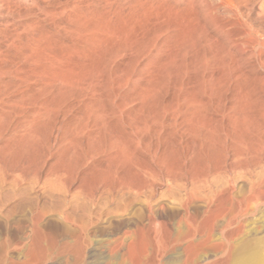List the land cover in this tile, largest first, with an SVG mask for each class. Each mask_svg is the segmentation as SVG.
I'll list each match as a JSON object with an SVG mask.
<instances>
[{
	"label": "rangeland",
	"instance_id": "374dc122",
	"mask_svg": "<svg viewBox=\"0 0 264 264\" xmlns=\"http://www.w3.org/2000/svg\"><path fill=\"white\" fill-rule=\"evenodd\" d=\"M47 1L33 6L31 0H14L22 6L16 8L19 13L0 9V264H181L171 260L181 257L177 249L159 256L152 242L155 225L148 224L142 206H152L150 216L155 223L160 222L156 213L165 205L168 214L182 212L179 203L168 197L174 190L180 191L184 181L189 183L199 167L211 170L223 158L226 145H236L238 135L230 125L231 115L246 107L244 114L252 115L247 118L251 123L264 110V0H61L59 18L56 0ZM104 35L111 39L105 40ZM252 37L255 44L250 42ZM100 41L104 45H98ZM38 49L43 51L29 55ZM34 60L38 65L32 64ZM48 67L51 69L46 71ZM16 78L20 80L15 83ZM46 80L50 88L45 92ZM192 100L200 107L199 116L204 115L197 122L200 119L199 124L202 121L205 126L201 124L199 133V125L197 132L206 141L197 132L182 134L185 125L178 119L182 122L190 114L191 108L183 105L187 101L192 105ZM253 131L242 132L246 145L253 143L252 136L257 135ZM232 133L236 134L234 141ZM197 135L208 145L195 138ZM206 135L215 136L211 146ZM123 147L134 156L128 157ZM174 158V169L168 168ZM160 170L174 174L167 176ZM191 170L193 175H188ZM135 179L146 181L133 184ZM150 190H156L152 191L156 195L150 196ZM134 192L136 196H131ZM116 206L120 211L110 213ZM125 207L130 208L125 212ZM261 209L264 211L261 207L248 223L256 227L259 242L263 240L258 248L264 255ZM146 250L149 257H140Z\"/></svg>",
	"mask_w": 264,
	"mask_h": 264
},
{
	"label": "bare ground",
	"instance_id": "6f19581e",
	"mask_svg": "<svg viewBox=\"0 0 264 264\" xmlns=\"http://www.w3.org/2000/svg\"><path fill=\"white\" fill-rule=\"evenodd\" d=\"M14 0H0V9L1 8H3V7H7L8 8V10H11V11H13V10H16V8H18V7H22L20 4H18V3H16V2H13ZM16 1H18V0H16ZM46 1L47 0H31V2H32V4H33V6L35 5V3L36 2H42L43 4L44 3H46ZM55 1V0H54ZM112 1V0H111ZM262 1V0H261ZM48 2V1H47ZM50 2V1H49ZM20 3V2H19ZM51 3V2H50ZM31 4V5H32ZM51 4H53V2L51 3ZM50 4V5H51ZM54 4H56V9H57V12H55V14L57 15V17L59 18L60 16H61V14H62V12L60 11V7H61V5H63L62 4V2H61V0H56V3H54ZM224 4V3H223ZM47 5V4H46ZM74 6V5H73ZM78 5H76V7H77ZM23 7H25V6H23ZM64 7V6H63ZM75 7V6H74ZM79 7V6H78ZM30 8V7H29ZM33 8V7H32ZM73 8V7H72ZM74 9H77V8H74ZM19 10V9H18ZM50 10V9H49ZM17 11V10H16ZM15 11V12H16ZM19 11H21V9L19 10ZM27 11V9H25V11H24V13H27L26 12ZM54 11V10H53ZM18 12V11H17ZM29 12V11H28ZM33 12H35V11H33ZM14 13V12H13ZM19 13V12H18ZM17 13V14H18ZM23 13V12H22ZM32 13V12H31ZM30 13V14H31ZM36 13V12H35ZM54 13V12H53ZM29 14V15H30ZM46 14V13H45ZM52 14V13H51ZM107 14V13H106ZM19 15H21V13L19 14ZM27 15V14H26ZM32 15V14H31ZM43 15V14H42ZM110 15V14H109ZM36 16V15H35ZM44 16V15H43ZM50 17V16H49ZM48 17V18H49ZM51 17H52V15H51ZM56 17V18H57ZM55 18V17H54ZM57 18V19H58ZM63 18V17H62ZM50 19V18H49ZM53 19V18H52ZM56 19V20H57ZM178 19V18H177ZM45 20V19H44ZM74 20V19H73ZM195 20V19H194ZM55 21V20H54ZM59 21V20H58ZM70 21V20H69ZM157 21V20H156ZM178 21V20H177ZM47 22V21H46ZM56 22V21H55ZM159 22V21H158ZM41 23V22H40ZM39 23V24H40ZM58 23V22H57ZM61 23V22H60ZM190 23V22H189ZM193 23V22H192ZM38 24V25H39ZM51 25H52V23H50ZM56 25V24H55ZM54 25V26H55ZM58 25V24H57ZM53 26V25H52ZM59 26H61V25H59ZM58 26V27H59ZM63 26V25H62ZM35 27V26H34ZM51 28V27H50ZM66 28V27H65ZM65 28H63V30H65ZM95 28V27H94ZM106 28V27H105ZM187 28V27H186ZM33 29V28H32ZM61 29H62V27H61ZM61 29H59V32L60 31H62ZM126 29V28H125ZM30 30V29H29ZM46 30V29H45ZM90 30V29H89ZM107 30H108V28H107ZM118 30V29H117ZM121 30V29H120ZM127 30V29H126ZM125 30V31H126ZM36 31H37V28H36ZM109 31V30H108ZM30 32L33 34V31H31L30 30ZM47 32V31H46ZM94 32H96V31H94ZM110 32V31H109ZM41 34H43V32H40ZM40 33H39V35H40ZM48 33H50V32H48ZM120 33H122V31H120ZM125 33V32H124ZM130 33V32H129ZM128 33V34H129ZM27 34H29L28 32H27ZM58 34V33H57ZM68 34V33H67ZM106 34H107V31H106ZM105 34V35H106ZM108 34H110V33H108ZM112 34V33H111ZM110 34V35H111ZM118 34V33H117ZM123 34V33H122ZM126 34H127V32H126ZM39 35H37V36H39ZM51 35V34H50ZM59 35V34H58ZM71 35V34H70ZM101 34L99 33V36H100ZM104 35V37H102V38H104L105 40L107 39L106 37H108V36H105ZM113 35V34H112ZM135 35V34H134ZM183 35V34H182ZM31 36H33V35H31ZM57 36V35H56ZM96 36V35H95ZM99 36L97 35V37L99 38ZM102 36H103V33H102ZM122 36V35H121ZM123 36H124V34H123ZM127 36V35H126ZM125 36V37H126ZM41 37H43V36H41ZM44 37H45V35H44ZM50 37V36H49ZM80 37V36H79ZM88 37V36H87ZM97 37H96V39H94V40H98L97 39ZM127 37H129V35L127 36ZM101 38V40H103ZM253 38V37H252ZM32 39V38H31ZM30 39V40H31ZM34 39V38H33ZM37 39H39L38 37H37ZM45 39V38H44ZM44 39H42V40H44ZM111 39V37H109V39H107V40H110ZM250 39V38H249ZM46 40V39H45ZM99 40H100V38H99ZM252 40H254L253 41V43L256 41V39L255 38H253V39H251V41L250 42H252ZM32 41V40H31ZM48 41V40H47ZM246 41V40H245ZM37 42H38V40H37ZM45 42V41H44ZM43 42V43H44ZM218 42V41H217ZM41 43V42H40ZM46 43V42H45ZM44 43V44H45ZM96 43V42H95ZM100 43H102L101 41L98 43L97 42V44L98 45H101ZM103 43H105V42H103ZM102 43V45H104ZM109 43V42H108ZM36 44V43H35ZM252 44V43H251ZM255 44V43H254ZM31 46V45H30ZM30 46L28 47V48H30ZM36 46H38V45H36ZM35 47V46H34ZM39 47V49L41 48L40 46H38ZM175 47V46H174ZM43 48H45V46L43 47ZM47 48H48V46H47ZM47 48L46 49H44V50H47ZM39 49L38 50H34L33 52H30L29 53V55L30 54H33L35 51H38V52H40L39 51ZM248 49V48H247ZM30 50V49H29ZM96 50V49H95ZM43 51V50H42ZM41 51V52H42ZM94 51V50H93ZM37 52V53H38ZM173 52V51H172ZM39 54H42V55H44L43 53H39ZM39 54H38V56H39ZM45 54H49L48 52L47 53H45ZM26 55H28V53H26L25 54V56ZM28 55V56H29ZM51 55V54H50ZM33 56V55H32ZM41 56V55H40ZM43 57V56H42ZM48 57V56H47ZM53 57H56V56H53ZM52 57V58H53ZM171 57V56H170ZM247 57H249V55L247 56ZM35 58L37 59V57L35 56ZM43 58H45V57H43ZM237 58V57H236ZM244 58V57H243ZM24 59H26L25 57H24ZM34 59V58H33ZM46 59V58H45ZM55 59H57V58H55ZM234 59V58H233ZM38 60V59H37ZM40 60H42V59H39V62H37V63H40L41 61ZM60 61H61V58L59 59ZM35 61V62H34ZM33 61V63L32 64H36V60H34ZM44 61V60H43ZM48 61V60H47ZM56 61V60H55ZM231 61H232V59H231ZM31 62V61H30ZM51 62L53 63V61L51 60ZM51 62H49L50 64H51ZM59 62V61H58ZM23 63V62H22ZM28 63V62H27ZM46 63V62H45ZM61 63H63V62H61ZM60 63V64H61ZM47 64L48 63H46V66H47ZM50 64H49V66H50ZM59 64V66L61 67V65ZM25 65V64H24ZM27 65V64H26ZM36 65H38V64H36ZM45 65V64H44ZM8 66V65H7ZM22 66V65H21ZM51 66H52V64H51ZM50 66V67H51ZM55 66H56V64H55ZM54 65H53V67H55ZM57 66H58V64H57ZM58 66V67H59ZM234 66V65H233ZM34 67H37V66H34ZM38 67H41L40 65L38 66ZM239 67V66H238ZM23 68H25V66H23ZM22 68V69H23ZM46 68V67H45ZM52 68V67H51ZM51 68H47V70L46 71H48L49 69H51ZM57 68V67H56ZM240 68V67H239ZM41 69V68H40ZM55 69V68H54ZM53 69V70H54ZM59 69V68H58ZM28 70H29V68H28ZM28 70H26V71H28ZM31 70V69H30ZM24 71H25V69H24ZM38 72L39 71H42V70H37ZM36 71V72H37ZM31 72V71H30ZM3 73V72H2ZM33 73H34V71H33ZM242 73V72H241ZM37 74H39V73H37ZM41 74V73H40ZM45 74H46V72H45ZM59 74H61V73H59ZM65 74V73H64ZM58 75V74H57ZM57 75H55V76H57ZM1 76H3V74L1 75ZM60 76H62V75H60ZM66 76V75H65ZM68 76V75H67ZM66 76V77H67ZM57 77H59V75L57 76ZM15 78V77H14ZM61 78V77H60ZM69 78V77H68ZM70 78H72V77H70ZM54 79V78H53ZM59 78H57V79H55V80H58ZM245 79V78H244ZM12 80H14V79H12ZM20 80V79H19ZM19 80H17V78L15 79V83H16V81L18 82ZM60 80V79H59ZM64 80H66V79H64ZM71 80V79H70ZM50 82H51V80H49ZM10 82H11V80H10ZM14 82V81H13ZM21 82V81H20ZM46 82V87H45V85H44V87L45 88H47V80L45 81ZM56 82H58V81H56ZM62 82H63V79H62ZM61 82V83H62ZM67 82V81H66ZM66 82H65V84H66ZM72 82V81H71ZM73 82H74V80H73ZM42 83V82H41ZM60 83V82H59ZM60 83V84H61ZM69 83V82H68ZM67 83V86L69 85ZM39 84H40V82H39ZM53 84H54V81H53ZM60 84H58L57 83V86L59 85L60 86ZM64 84V83H63ZM62 84V85H63ZM13 85H15V84H13L12 83V87H14ZM51 85V87H52V84H50ZM56 85V84H55ZM61 85V86H62ZM54 86V85H53ZM60 86V87H61ZM65 86V85H64ZM64 86H62V87H64ZM39 87V86H38ZM37 87V88H38ZM55 87V86H54ZM61 87V88H62ZM66 87V86H65ZM43 88V87H42ZM42 88L40 89H38V92H39V90L41 91L42 90ZM45 88H43V89H45ZM48 88H50V86L48 87ZM48 88L47 89H45V92H46V90H48ZM263 88V87H262ZM261 88V89H262ZM245 89V88H244ZM246 89H247V91H248V88L246 87ZM35 90H36V88H35ZM240 90V89H239ZM1 91V90H0ZM259 91L261 92V90H260V88H259ZM38 92H36V93H38ZM241 92H243V89H242V91ZM40 93V92H39ZM44 93V92H43ZM238 93V92H237ZM236 93V94H237ZM249 93V92H248ZM2 94V93H1ZM42 94V93H41ZM246 94H247V92H246ZM250 94V93H249ZM261 94H262V92H261ZM238 95V94H237ZM239 95H240V93H239ZM236 96V97H241V96ZM32 96V95H31ZM243 96H248V95H245V93H244V95ZM243 96H242V99H244L243 98ZM258 97H259V95H258ZM262 97V96H261ZM264 97V96H263ZM1 98V97H0ZM207 98V97H206ZM6 99V98H5ZM236 99V98H235ZM246 99L247 100H250V99H248L247 97H246ZM246 99H244V100H246ZM238 100L239 99H237V102H238ZM1 101V100H0ZM3 101V100H2ZM191 101V100H190ZM190 101H187L188 103L190 102ZM194 101H196V99H194ZM193 100H192V105L190 106L189 104H187V102L185 103V104H187V106L184 104L183 106H185V108L186 107H189V108H191V112H189L190 114L188 115V112L185 110V108L183 107V113H184V111H186V113L184 114V115H188V116H184L183 114H182V116H184V118L182 117V122H181V118L180 119H178V120H180V122H179V124H181V123H184V127L182 128L181 126L182 125H179L182 129V134L184 135V134H188V135H190V136H192V135H196V132H197V130H198V126L200 125V127H201V129H200V127H199V129H200V131H198L199 133L201 132V130H202V127L203 126H205L204 124H202V121H201V124L203 125V126H201V124H199L200 123V119H199V123L197 122V119L199 118V117H201V116H204V115H201V116H199V110H200V107L196 104V103H193L194 102ZM243 101V100H242ZM241 101V102H242ZM197 102V101H196ZM249 102V101H248ZM203 103V102H202ZM239 103V102H238ZM243 103V102H242ZM250 103H253V102H251L250 101ZM248 104V103H247ZM257 104V103H256ZM255 103H254V105H256ZM201 105V104H200ZM234 105V104H233ZM243 105V104H242ZM250 105V104H249ZM252 105V104H251ZM202 106H203V108L201 109V110H203L202 112L203 113H205L204 111V104H202ZM201 106V107H202ZM235 106V105H234ZM233 106V107H234ZM245 106H248V105H245ZM253 106V105H252ZM16 107V106H15ZM251 107V106H250ZM174 108V107H173ZM189 108H186V109H189ZM245 108L246 107H244V110H245ZM248 108V107H247ZM262 107H260V109H261ZM249 109V108H248ZM251 109V108H250ZM262 109H264V108H262ZM261 109V110H262ZM2 110V109H1ZM231 110V109H230ZM238 110H240V109H238ZM244 110L241 108V111H239L240 113H238V111H237V113L235 112V114H233L232 113V111L230 112V113H232L233 115H231V118H230V120H231V123H230V125H232V127L234 128V130H235V132H236V134L238 135L237 137L238 138H236V140L237 141H234V139L235 138H233L234 137V135H236V134H231V136L232 137H230V138H233V141H234V143L236 144V145H233L230 141V143L232 144V145H226V148H225V151H224V155L222 156L221 155V157H223V158H221V159H218V160H216L215 161V163H214V165H213V167H212V169L211 170H207L206 171V169L204 168V171H201V167H199L200 168V170L198 171V170H196V171H198V172H195L196 174H192L193 172H192V170H191V172H189V174L188 175H190V174H192L191 176L192 177H190L191 179L189 180V183L187 182L186 183V181H184L183 179V181L185 182V184L182 186V189L179 191L178 189H176V191L174 190L173 192H172V190H173V188H172V190H170V192H172V194L170 193V192H168V193H165V194H168L169 195V193L171 194V196L170 197H168L169 199H173L174 201H176V202H178L179 203V205H180V208H181V210H182V212H179V213H175V214H168L167 212H165V206H163V204H165V203H163V204H161L163 207H161V211H159V212H157L156 214V217L158 218V219H160V222L159 223H155V218H154V220H151V216H150V214H152V206L150 207L149 205H147V206H142V208H144V211H145V214H146V218L145 219H147L148 220V224H154L155 226H154V229L152 228L151 230H153V232H154V234H153V241L152 242H154L155 244H156V246H157V252L160 254L159 256H161V257H163L164 256V254L167 252V251H170V250H179L181 253H182V255H181V257L178 255H176V253H174L176 256L175 257H172L171 255V260H173V262L174 261H176V262H180L181 264H230L231 262H233L234 261V264H258L259 262H260V259L261 260H263L264 259V255H261V253H260V244L263 242V240L261 241V243L259 242L260 240L257 238V234H256V231H257V229H256V227L255 228H252L251 226H249L250 224L248 223V218L250 217V216H252L253 217V214L256 212L257 213V211H259V209L261 208V207H264V110L263 111H261L260 112V114L259 115H256L255 116V119L253 120L252 118V120H251V123H249L250 122V120H248L247 118H250V117H248V115H245L244 114ZM258 110H259V108H258ZM44 111H47V110H44ZM177 111V110H176ZM181 111H182V109H181ZM234 111H236V110H234ZM233 111V112H234ZM254 111V110H253ZM201 112V111H200ZM209 112V111H208ZM3 113V112H2ZM178 114H180L179 113V111L177 112ZM202 113V114H203ZM218 113V112H217ZM256 113V112H255ZM176 114V113H175ZM175 114L173 115L174 117H175ZM257 114V113H256ZM177 115V114H176ZM222 115H224V114H222ZM228 115H230L229 113H228ZM249 115H250V112H249ZM173 116H172V118H173ZM178 116V115H177ZM181 116V115H180ZM205 117H208V116H205ZM205 117H203L204 118V120H205ZM220 117H221V115H220ZM254 117V116H253ZM176 118V117H175ZM203 118L201 119V120H203ZM222 118V117H221ZM224 118V117H223ZM37 119V118H36ZM107 119V118H106ZM174 119V118H173ZM208 119V118H207ZM206 119V120H207ZM227 119V118H226ZM0 120H3V119H0ZM35 120V119H34ZM34 120H32V123H33V121ZM163 120V119H162ZM175 120V119H174ZM205 120V121H206ZM209 120H211V119H209ZM228 121H229V119H227ZM173 121V120H172ZM208 121V120H207ZM212 121V120H211ZM214 121V120H213ZM247 121H249V122H247ZM154 122V121H153ZM159 122V121H158ZM169 122H171L170 120H169ZM167 123L168 124V126H169V124L170 123ZM177 119L173 122L174 124H177ZM34 123H35V121H34ZM33 123V124H34ZM160 123V122H159ZM197 123H198V125H197ZM203 123H204V121H203ZM224 123V122H223ZM228 123V122H227ZM2 124V123H1ZM30 124V127H32V126H34L33 124H31V122L29 123ZM171 124H172V122H171ZM32 125V126H31ZM36 125V124H35ZM178 125V124H177ZM207 125V124H206ZM222 125V124H221ZM164 126H167V125H164ZM173 126V125H172ZM178 126V128H180ZM210 126V125H209ZM229 126V124L227 125V127ZM36 126H34L33 127V129L35 128ZM231 127V128H232ZM171 128V127H170ZM169 128V129H170ZM175 128L176 127H174V131H175ZM204 128H206L207 129V127H204ZM210 128V127H209ZM216 128V127H215ZM214 128V129H215ZM33 129H31L32 130V132H34L33 134H35L36 132L35 131H33ZM36 129V128H35ZM34 129V130H35ZM159 129V128H158ZM173 129V128H172ZM171 129V130H172ZM242 129V130H241ZM29 130V129H28ZM178 130V129H177ZM209 130V129H208ZM211 130V129H210ZM245 130L246 131H248V130H251V131H255L256 133H254V131H253V133L254 134H257L256 136H252V137H255L254 138V140H253V143H251V146H250V144L249 145H246L245 143V140H243V138H245L246 137V135H245V137H242V132L244 131L245 132ZM173 131V130H172ZM207 131V130H206ZM205 130H204V133L206 132ZM212 131H213V129H212ZM197 132V133H198ZM203 132V131H202ZM208 132V131H207ZM244 132H243V135H244ZM29 133H31V131H29ZM73 133V132H72ZM172 133H174V132H172ZM171 133V134H172ZM198 133V135H201V134H199ZM227 133V132H226ZM246 133V132H245ZM249 133H251V132H249ZM252 133V134H253ZM32 133L29 135V136H31V135H33ZM179 134V133H178ZM207 134H209V133H207ZM230 134V133H229ZM248 134V133H247ZM251 134V135H252ZM36 135V134H35ZM117 135V134H116ZM120 135V134H119ZM173 135H175V134H173ZM187 135V136H188ZM197 135V136H198ZM203 135V134H202ZM201 135V136H202ZM205 135V134H204ZM224 135H226V134H224ZM28 136V137H29ZM178 136V135H177ZM189 136V137H190ZM200 136V137H201ZM210 136V135H209ZM209 136H207L206 135V137L205 138H208ZM218 136V135H217ZM230 136V135H229ZM33 137V136H32ZM31 137V138H32ZM72 137V136H71ZM183 137V136H182ZM181 137V138H182ZM199 136L198 137H196L195 136V138H199V140L201 139ZM215 136H213V138H214ZM227 137V136H226ZM249 137H251L250 136V134H249ZM30 138V137H29ZM28 138V139H29ZM74 138V137H73ZM185 139H186V137H184ZM183 138V139H184ZM213 138L211 137V138H208L207 140L210 142V146L213 144ZM230 138H229V140H230ZM168 139V138H167ZM179 139V138H178ZM189 138H187V140H185V141H187V142H189V140H188ZM192 139V138H191ZM190 139V140H191ZM194 139V138H193ZM192 139V140H193ZM202 139H203V136H202ZM223 139H225V140H227V138H223ZM247 139V138H246ZM121 140V139H120ZM192 140H191V142H192ZM198 140V139H197ZM205 139H203V141H204ZM217 140V139H216ZM26 141H27V139H26ZM25 141V144L27 143ZM29 141V140H28ZM73 141V140H72ZM182 142V140L180 139L179 140V142ZM201 141V140H200ZM206 141V140H205ZM232 141V140H231ZM30 142V141H29ZM119 142V141H118ZM121 142H124V140H121ZM196 140H195V143L194 144H196ZM202 142V141H201ZM223 142H225V141H223ZM250 142H252V141H250ZM34 143V142H33ZM125 144H126V142H124ZM190 143V142H189ZM199 143V142H198ZM202 143H204V145H208V144H205V142H202ZM227 143V142H226ZM23 144H24V142H23ZM177 144V143H176ZM228 144V143H227ZM28 145H29V143H28ZM119 145V144H118ZM121 146H122V144H120ZM215 145V144H214ZM218 145V144H217ZM222 145V144H221ZM225 145V144H224ZM123 146H125V145H123ZM192 146V145H191ZM194 146V145H193ZM203 145H201V147H202ZM120 147V146H119ZM128 147V146H127ZM157 147V146H156ZM169 147V146H168ZM207 147H209V146H207ZM225 147V146H224ZM123 148H125L126 149V147H123ZM193 148H195V146L193 147ZM220 148H222V146L220 147ZM117 149V147L114 149L115 151H117V153H118V149ZM121 151H122V149L121 148H119ZM190 149V148H189ZM224 149V148H223ZM130 150V149H129ZM176 150V149H175ZM207 150V149H206ZM220 150V149H219ZM218 150V151H219ZM165 151V150H164ZM182 151V150H181ZM125 152L128 154L129 152H127V149L125 150ZM176 152V151H175ZM189 153H190V151H189ZM220 153V152H219ZM195 154V153H194ZM216 154H217V152H216ZM222 154V153H221ZM129 156L128 157H130V156H132L133 154H128ZM192 155V154H191ZM119 156H120V153H119ZM124 156V155H123ZM127 156V155H126ZM134 156V155H133ZM136 156V155H135ZM163 156V155H162ZM210 156V155H209ZM218 156H219V154L217 155V158H218ZM176 157V156H175ZM132 158V157H131ZM118 159V158H117ZM119 159H121L122 160V158L121 157H119ZM124 159V158H123ZM154 159V158H153ZM213 159H216L215 157L213 158ZM125 160V159H124ZM131 160V159H130ZM166 160V159H165ZM175 160H177V158L175 159H171L170 160V163H168L167 161H169L168 159H167V163H168V166H167V164H166V166L169 168V165H170V167H172L173 165H171L172 163H171V161L172 162H174L175 163ZM198 161V160H197ZM200 161H201V159H200ZM120 162V161H119ZM196 162V161H195ZM192 163V162H191ZM198 163V162H197ZM197 163H195L196 165H197ZM132 164V163H131ZM176 164H179V163H177V161H176ZM194 164V163H193ZM209 164V163H208ZM195 165V166H196ZM201 165H204V162H203V164H201ZM205 165H207V164H205ZM205 165H204V167H205ZM144 166V168H143V170L145 169V165H143ZM175 166V165H174ZM174 166L172 167L173 169H174ZM180 166V165H179ZM193 166V165H192ZM209 166V165H208ZM207 166V167H208ZM257 166H259L258 168L259 169H257L255 172H253V171H251L250 172V169H252L253 167H257ZM142 167V166H141ZM166 167V170H168V168ZM197 167V168H198ZM179 169V172H180V167H178ZM146 169H148V167H146ZM154 169V168H153ZM176 169V168H175ZM182 169V168H181ZM162 170V169H161ZM159 171V172H162V171ZM177 170V171H178ZM128 171V170H127ZM147 171V170H146ZM154 171H156L157 172V170L156 169H154ZM165 171V170H164ZM171 171L172 170H170V174L169 175H171V174H174V173H171ZM167 172H169V171H167ZM173 172H176V171H174L173 170ZM95 173V172H94ZM164 172H162V174H163ZM166 173V172H165ZM164 173V174H165ZM184 173V172H183ZM188 173V172H187ZM248 173H249V175H248ZM158 174H160V173H157V175ZM161 174V175H162ZM167 174V173H166ZM177 174V173H176ZM175 174V175H176ZM168 174H167V176H169ZM184 175H185V173H184ZM174 176V175H173ZM177 177L178 176H180V174H177L176 175ZM182 176H183V174H182ZM157 177V176H156ZM170 177H172V176H170ZM170 177H168V179L170 180ZM175 177V176H174ZM173 177V178H174ZM185 177V176H184ZM184 177H182V178H184ZM164 178V177H163ZM162 178V179H163ZM167 178V177H166ZM180 178H181V176H180ZM155 179V178H154ZM179 179V178H178ZM184 179H186V178H184ZM129 180V179H128ZM156 180V179H155ZM146 181V180H145ZM145 181L143 180V183H145ZM147 181H148V179H147ZM153 181V180H152ZM164 181V180H163ZM172 181V180H171ZM124 182H126V181H124ZM130 182V181H129ZM137 182L138 183H140L141 181H138L137 180ZM137 182H136V179H135V182L133 183V184H137ZM174 182H175V180H174ZM128 183V182H127ZM142 182L140 183L141 185L143 184ZM153 183V185L151 184V182H149V184H151L153 187L156 185H154V182H152ZM156 183V182H155ZM168 183V182H167ZM130 184V183H129ZM140 184H138V185H140ZM169 185H170V183H168ZM167 184V185H168ZM174 184V183H173ZM179 184V183H178ZM108 185V184H107ZM146 185H147V187L149 186L148 184H147V182H146ZM145 185V186H146ZM157 185H159V184H157ZM160 185H161V183H160ZM172 185V184H171ZM180 186H181V184H179ZM109 186V185H108ZM111 186V185H110ZM110 186H109V188H108V191H111V188H110ZM127 186H129V185H127ZM135 186V185H134ZM162 186V185H161ZM173 186V185H172ZM136 187V186H135ZM141 187V186H140ZM143 187H144V185L141 187L142 188V190H143ZM151 187V186H150ZM138 188H139V186H138ZM137 188V191L138 190H140L141 188H139L138 189ZM149 188V187H148ZM155 188V187H154ZM170 188V187H169ZM99 189V188H98ZM113 187H112V191H113ZM145 189V188H144ZM147 189V188H146ZM151 189H153V188H151ZM165 189V188H164ZM168 188H166V190H167ZM175 189V188H174ZM237 189H239V190H237ZM178 190V191H177ZM144 191V190H143ZM148 191V190H147ZM151 192H150V196H152L153 194H155L156 195V190H150ZM152 191H155L154 193L152 192ZM238 191V192H237ZM117 192H120L121 193V191L119 190V191H117ZM125 194H127L125 191H123ZM133 192V191H132ZM131 192V193H132ZM140 192V191H139ZM144 192H146V191H144ZM166 192V191H165ZM120 193H119V195L118 196H120ZM162 193L164 194V191H162ZM162 193L160 194L161 196L159 197V199H161V197H162ZM130 194V193H129ZM136 193L134 192V194H131V196L132 195H135ZM148 194V193H147ZM152 194V195H151ZM164 194V195H165ZM113 195V194H112ZM149 195V194H148ZM147 195V196H148ZM168 195H166V196H168ZM77 196V195H76ZM93 196V195H92ZM123 196H124V194H123ZM126 196V195H125ZM136 196V195H135ZM138 196V195H137ZM142 196V195H141ZM146 196V198H148ZM166 196H163V197H165V199L167 198ZM112 197V196H111ZM117 197V196H116ZM128 198H130L129 196H127ZM134 197V196H133ZM95 198V197H94ZM114 198V197H113ZM112 198V199H113ZM118 198H120V197H118ZM117 198V199H118ZM139 198V197H138ZM137 198V199H138ZM140 198H142V200H144V198L143 197H140ZM146 198H145V200H146ZM150 198H152V197H150ZM158 198V197H157ZM116 199V198H115ZM121 200H122V198H120ZM133 199V198H132ZM169 199H168V201H169ZM114 200V199H113ZM124 200V199H123ZM123 200L121 201V202H123ZM126 200V199H125ZM148 200V199H147ZM153 200V199H152ZM156 200H158V199H156ZM154 201V200H153ZM111 202H112V200H111ZM117 202V201H116ZM125 202V201H124ZM126 202H127V200H126ZM128 202H130V201H128ZM133 202H135V201H133ZM150 202V201H149ZM102 203V202H101ZM100 203V204H101ZM119 203H120V201H119ZM160 203V202H159ZM169 202H167V204H168ZM98 205V207L99 208H101V205ZM117 204V203H116ZM133 204V203H132ZM140 204V203H139ZM103 205V204H102ZM121 205H124V204H122L121 203ZM120 205V206H121ZM134 205V204H133ZM158 205V204H157ZM105 206V205H104ZM108 206V205H107ZM112 206H114V204L112 205ZM120 206H116L117 208L115 209V210H113V211H110V209L108 210V211H110V213H113V212H115V211H120V209H121V207ZM174 206V205H173ZM80 207V206H79ZM115 207V206H114ZM138 207V206H137ZM77 208V207H76ZM103 208V207H102ZM105 208V207H104ZM103 208V209H104ZM126 208V207H125ZM127 208H130V207H127ZM127 208L125 209V212L127 211ZM142 208L141 209H139L140 210V212H142L141 210H142ZM155 208V207H154ZM156 208H157V206H156ZM97 210V209H96ZM112 210V209H111ZM122 210H124V208H122ZM122 210H121V212H122ZM262 210V209H261ZM101 211V210H100ZM154 211V210H153ZM158 211V210H157ZM263 211V210H262ZM130 212V211H129ZM132 212V211H131ZM264 212V211H263ZM99 213V212H98ZM98 213H96V214H98ZM107 213V212H106ZM170 213V212H169ZM255 213V214H256ZM125 214V213H124ZM132 214V213H131ZM262 214V213H261ZM98 215H100V214H98ZM101 215H102V213H101ZM107 215H111V214H107ZM155 215V214H154ZM263 216V215H262ZM101 217V216H100ZM251 218V217H250ZM257 218V217H256ZM97 219V218H96ZM255 219V218H254ZM262 219V218H261ZM173 221H176V223H175V226L173 225ZM250 221V220H249ZM142 222H143V220H142ZM251 222V221H250ZM140 224V223H139ZM262 224V223H261ZM253 225H255V223H253ZM140 226H141V224H140ZM139 226V227H140ZM256 226V225H255ZM138 227V226H137ZM135 230V229H134ZM256 230V231H255ZM258 230H259V228H258ZM143 231V230H142ZM264 231V230H263ZM259 232V231H258ZM37 233V232H36ZM129 233V232H128ZM262 233V236H263V232H261ZM260 234V233H259ZM136 235V234H135ZM141 235V234H140ZM83 238V237H82ZM262 238V237H261ZM67 239V238H66ZM134 240V239H133ZM140 240V239H139ZM65 241V240H64ZM32 242H33V240H32ZM49 242H50V240H49ZM139 242V241H138ZM64 243V242H63ZM260 243V244H259ZM33 244V243H32ZM89 244V243H88ZM54 245V244H53ZM81 245V244H80ZM262 245V244H261ZM149 246H150V244H149ZM258 246H259V248H258ZM79 247V246H78ZM129 247V246H128ZM131 247V246H130ZM140 247V246H139ZM143 247V246H142ZM64 248V247H63ZM80 248V247H79ZM121 248H122V246H121ZM150 248V247H149ZM116 249V248H115ZM141 249V248H140ZM143 249H146V248H143ZM156 249V248H155ZM137 250V249H136ZM156 251V250H154V248H152L151 249V251ZM79 251V250H78ZM138 251V250H137ZM31 252V251H30ZM119 252V251H118ZM125 252V251H124ZM174 252V251H173ZM179 252V253H180ZM123 253V252H122ZM140 253H143V252H140ZM148 250H146L142 255H144V256H140V257H145L146 259L149 257V255H148ZM152 253V252H151ZM150 253V254H151ZM154 253V252H153ZM170 253V252H169ZM154 254H156V252L154 253ZM167 254V253H166ZM178 254V253H177ZM263 254V253H262ZM125 255V254H124ZM134 255V254H133ZM138 255H141V254H138ZM2 256V255H1ZM158 255H157V257H159ZM169 256V257H170ZM261 256H263V259L261 258ZM76 257V256H75ZM122 257V256H121ZM125 257V256H124ZM123 257V258H124ZM154 256H152V258H153ZM155 257H156V255H155ZM156 257V258H157ZM168 256H167V258H169ZM113 258V257H112ZM121 259V260H124V259ZM160 258V257H159ZM166 258V257H165ZM81 259V258H80ZM115 259V258H114ZM129 259V258H128ZM143 258H141V260H142ZM145 259V260H146ZM211 259H213V260H211ZM132 260V259H131ZM135 260V259H134ZM137 260V259H136ZM140 260V259H139ZM141 260H140V262H141ZM143 261V260H142ZM133 262V261H132ZM154 262H156V261H154ZM158 262H160V259L158 260ZM122 263V262H121ZM145 264V263H144ZM261 264V263H260ZM263 264V263H262Z\"/></svg>",
	"mask_w": 264,
	"mask_h": 264
}]
</instances>
